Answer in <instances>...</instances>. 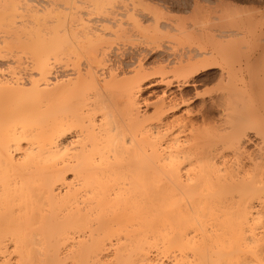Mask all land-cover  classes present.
<instances>
[{
    "label": "bare ground",
    "instance_id": "1",
    "mask_svg": "<svg viewBox=\"0 0 264 264\" xmlns=\"http://www.w3.org/2000/svg\"><path fill=\"white\" fill-rule=\"evenodd\" d=\"M13 1L0 6V264H264V126L255 129L250 154L243 115L228 121L225 114L210 130L205 106L198 121L185 99L215 68L211 53L174 54L158 62L156 75L140 62L122 81L120 66L98 77L93 63L68 76L57 65L80 47L103 66L109 28L92 39L88 31L89 44L80 45L87 28L80 11L58 29L44 7L52 11L41 24L48 38L44 45L33 39L35 54L24 58L15 38L28 16L17 17L31 4ZM127 1L116 10L151 17L157 31L177 14L256 10ZM96 2L109 12L103 20L117 23L111 2ZM35 23L21 34H38ZM101 81L122 83L112 92Z\"/></svg>",
    "mask_w": 264,
    "mask_h": 264
},
{
    "label": "rangeland",
    "instance_id": "2",
    "mask_svg": "<svg viewBox=\"0 0 264 264\" xmlns=\"http://www.w3.org/2000/svg\"><path fill=\"white\" fill-rule=\"evenodd\" d=\"M17 1H13V3L15 2L18 4L20 2ZM22 1L24 2L25 5L26 3H28V6L31 4L30 5L31 8L26 6L28 7L29 12L26 11L27 9L25 8V6L24 8L26 10L22 9L23 11L21 12L19 10L20 14H18L17 18L20 19L21 13L22 15L24 14V16H28L29 18L28 21H26V19L28 18L25 17H24L25 19L22 18L23 20L20 19L21 21L25 22V27H20L19 30L22 31V30H26L27 28H31L32 27L31 25H34V22L36 21L38 25L40 23V27H41V29L39 28L37 29L38 25L36 23H35V27H33V29L36 28L35 30L38 31L41 30L40 32H37L38 34H33L32 31H31L32 33L30 32L31 34L29 33V31H23L25 34H21V31H18L15 39L21 45L20 48L22 50L21 49L18 50L20 51L19 54L24 58L26 57L31 58L32 55L34 56L35 54L34 53L35 51L32 50L33 47L32 43L35 42L33 41V39L43 41L42 42L43 45L44 42H46L48 38V33L47 31H45V29L47 30V28L45 27V29H43L41 26V24L45 22L43 20H47V19L50 20L54 18L53 22H55L56 24V22L58 21L56 24L57 28L61 29L65 25L68 26L71 20L74 18V16H77L76 12L80 11L79 12L80 14L79 13L78 14L81 15L84 21H86L84 25L87 28L90 27L91 29V30H88L87 28L84 29L82 26L84 30L80 28L83 30L82 31L83 33H81L80 36L81 38L82 37L86 38L87 36L86 33L89 31L91 33V34L88 33L90 34L89 37H91L92 39L97 33L100 34L99 32L101 31L99 29H103L100 28L101 26L102 27L105 26L109 28L108 30H104V34L102 36V39L104 41V43H102L103 45L102 47L106 48L107 55L109 56L107 57L108 59L105 58V62L107 60L109 64L107 63L108 64L107 65L104 62L105 67L103 63V66H100L99 68L98 65L94 64L95 62L92 59L93 56L91 54H94L93 51L92 50L89 51L88 49H86L89 51L86 52V50L85 51L83 50V47H80L79 51L82 53L81 55L79 54L78 51V53H71L70 55H68L69 57L62 56L64 59L61 58L62 59L61 62L64 64H62L59 61L60 64L59 66L57 65L58 68L60 67V69H63L62 71L57 68L58 71L60 72L62 71V73L64 72L65 75L69 74L68 76H72L71 74L73 73L75 74L79 70L85 72L87 70L86 69L87 66L93 63L92 64L94 65L93 72L96 74V72L98 71L96 74L98 75V77L101 75V73L105 72L106 74H108V71L110 69L120 66L121 68L124 69V73L121 72L119 76L120 81H122L125 78L134 77L140 62L145 67H147L149 74L151 73V75H156L161 70V66L158 64L159 61L165 60L167 58L172 59L174 54L175 56H180L179 54H189V53H191L192 56L196 54L198 55V52L200 53L203 49H205L207 53H211V55L206 56V58L209 59L210 63L214 64L215 68H213L212 70H208V72L206 71L202 74L201 80L195 90H192L190 92H185L184 90L185 99H191L193 101L190 104V108L192 110V113L194 114L193 117L194 119L200 121L202 118L201 117L202 107L205 106L206 118L208 120V125L210 124L211 128L210 127L209 128L211 130L214 126H216V128L221 126L218 124L221 119L222 120L225 119L224 117L225 114L227 115L229 114L228 116H226L228 118L230 117L231 113H235V112L237 116L239 114V118L240 115H243V117L240 118L242 120V122L240 121V124L243 126L245 124L247 125L244 126L246 128L245 131H247L248 129V132H245L247 134L245 138V141L247 142L245 145L246 150L248 149L247 151H251L252 153L247 152L250 154H253V151H255L253 149H255L256 143L258 142L256 140L258 139H256L254 131L255 129L260 128V126L261 127L264 126V3H263L264 1L263 0H255L252 1L251 3H244V4L238 3L237 1L235 2L234 0H209V1L198 0L200 3L203 4L210 3L209 5L211 6L227 3V4L238 5L239 7H245V8L255 7L258 12L256 10L254 13L253 12L251 13L249 11L228 12V13L226 12V13H222L223 15L222 14H211V15L177 14L178 19L173 18L171 21L170 19H167L168 22H170L173 26L169 28L161 27V29L159 30L160 32L155 30V26H153L151 17L149 16L147 17L143 15L131 16V14L127 15L126 12L124 13L119 8L116 10L117 8L116 6H119V2L124 1V3H128L127 0H115V1L108 0L109 2H111L110 4L111 7L108 5L107 6L113 10L112 11L110 9L111 12H114L116 14L111 18L118 20L117 23H113L112 19L111 21L103 20L105 19L104 16L107 15L109 12L106 11L107 12L106 14L104 9H100L99 8L100 5L99 6L97 5L96 0H91V1L90 0H72V1L71 0H22ZM139 1L140 2L143 1L142 3L144 4L145 3L148 4V2L163 4L165 1L168 2V4L170 5L193 3V0H152V1L139 0ZM3 2L5 3L9 2V4H12L11 3L12 1L10 2V0H1L0 6L2 7V9H4L5 6L9 7L8 3L6 5ZM48 6H50L49 8L53 9L55 14L51 13L52 12L51 9L46 8L47 9L46 10L44 8ZM30 9L34 11L36 10L37 12H33ZM48 10H50L51 12L50 13L47 12ZM30 11L31 13L35 14L33 17L36 16L35 17L36 20L32 17V15L29 14ZM61 11H63L64 13ZM27 13L30 15L31 18H33L34 21L31 20L29 15H27ZM48 14H52L53 16L50 15L51 17L49 19ZM59 17L60 20H57L59 19ZM133 17L136 19L135 21ZM137 21L138 22L143 21V23L141 24L138 23ZM20 22L18 23L17 21L19 25L22 24ZM64 22H66V24H64ZM28 23H30V25ZM19 25L17 26L19 27ZM31 35H33L34 38L30 39L32 37ZM36 35H38L39 37H37ZM85 38L80 39L81 42L80 45H82L83 43H85L84 46H86L87 43L89 44L90 39L85 42L86 40ZM16 40L14 42H16ZM29 40L30 42H27ZM28 43L30 45H28ZM81 48L83 51H81ZM225 52L229 54L227 55V53ZM101 67L103 68V71H101L102 70ZM66 70L68 71L65 73ZM169 71L170 70H166V72ZM220 74H224L225 77L227 76L226 77L227 79L225 80L220 79L219 77ZM167 77L171 78L173 77V75L170 74L169 76L167 75ZM100 79L102 80L103 78L101 77ZM105 81L106 83L108 81L111 82V79L107 78ZM105 81H101L102 87L104 88V90L106 89L105 91H107V88L105 87L108 86L109 87L108 90L112 92L117 91L119 89L117 88V85L118 84L121 85L122 83L119 82L118 84L116 83L117 84L116 85L112 82V84L110 83L106 85ZM161 90L162 87L157 89V95H160ZM144 97H147V94H145ZM232 110L235 111L231 112ZM225 111H227V113L223 114V112ZM236 115L234 116L237 117ZM234 116H231L232 118L230 117L229 119L226 118V120L229 121L233 119ZM244 117L246 119L243 120L242 118ZM225 127L228 128L229 127L228 124L227 126L225 125ZM244 127L243 129H245ZM211 133H213V131H211Z\"/></svg>",
    "mask_w": 264,
    "mask_h": 264
}]
</instances>
